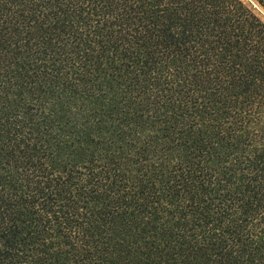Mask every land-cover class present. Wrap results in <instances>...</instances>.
<instances>
[{"label":"trees","instance_id":"trees-1","mask_svg":"<svg viewBox=\"0 0 264 264\" xmlns=\"http://www.w3.org/2000/svg\"><path fill=\"white\" fill-rule=\"evenodd\" d=\"M0 264H264L260 18L0 0Z\"/></svg>","mask_w":264,"mask_h":264},{"label":"rangeland","instance_id":"rangeland-1","mask_svg":"<svg viewBox=\"0 0 264 264\" xmlns=\"http://www.w3.org/2000/svg\"><path fill=\"white\" fill-rule=\"evenodd\" d=\"M246 6H248L264 23V11L256 6L251 0H241Z\"/></svg>","mask_w":264,"mask_h":264}]
</instances>
